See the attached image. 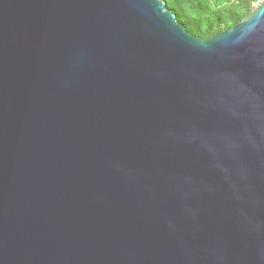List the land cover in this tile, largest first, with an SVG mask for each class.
<instances>
[{
    "label": "water",
    "instance_id": "95a60500",
    "mask_svg": "<svg viewBox=\"0 0 264 264\" xmlns=\"http://www.w3.org/2000/svg\"><path fill=\"white\" fill-rule=\"evenodd\" d=\"M257 2L0 0V264H264Z\"/></svg>",
    "mask_w": 264,
    "mask_h": 264
},
{
    "label": "trees",
    "instance_id": "16d2710c",
    "mask_svg": "<svg viewBox=\"0 0 264 264\" xmlns=\"http://www.w3.org/2000/svg\"><path fill=\"white\" fill-rule=\"evenodd\" d=\"M177 23L207 40L250 15L257 0H162Z\"/></svg>",
    "mask_w": 264,
    "mask_h": 264
},
{
    "label": "built area",
    "instance_id": "2783aa9c",
    "mask_svg": "<svg viewBox=\"0 0 264 264\" xmlns=\"http://www.w3.org/2000/svg\"><path fill=\"white\" fill-rule=\"evenodd\" d=\"M257 1H258V0H257ZM259 1H262V0H259ZM257 3H258V2H256V4L254 5L255 7L257 6Z\"/></svg>",
    "mask_w": 264,
    "mask_h": 264
}]
</instances>
